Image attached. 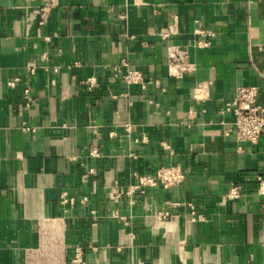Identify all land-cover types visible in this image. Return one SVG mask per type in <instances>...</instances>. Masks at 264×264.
Listing matches in <instances>:
<instances>
[{"label":"crops","instance_id":"crops-1","mask_svg":"<svg viewBox=\"0 0 264 264\" xmlns=\"http://www.w3.org/2000/svg\"><path fill=\"white\" fill-rule=\"evenodd\" d=\"M244 86L264 104V0H0V264H264V135L222 113Z\"/></svg>","mask_w":264,"mask_h":264},{"label":"built area","instance_id":"built-area-1","mask_svg":"<svg viewBox=\"0 0 264 264\" xmlns=\"http://www.w3.org/2000/svg\"><path fill=\"white\" fill-rule=\"evenodd\" d=\"M43 20L41 25H44L46 21V13L42 14ZM178 22V17H173L172 25L169 26L166 32H163V39H167L171 33L174 32L173 27ZM174 25V26H173ZM198 33L203 40L197 43L200 48L209 47L211 45V39L215 38L216 34L209 30H199ZM169 60L172 65L180 66L186 64L188 58V51L181 49L179 46L168 47ZM183 70L190 71L191 66H184ZM125 83L131 85L145 86L143 74L139 71H128L124 75ZM19 79H15L11 85L15 86ZM90 86H94V81H90ZM26 100H30L29 95L25 96ZM231 112L235 116L234 134L237 142L240 145V149L245 144L257 145L264 135V104L260 102V91L255 86L238 87L236 90L235 98L232 102L227 103L222 110V113ZM92 156L99 157L100 154L97 149H93ZM185 180V173L179 165H169L160 167L154 176L144 175L139 177V183L136 189L142 191L145 188L162 186L165 189L177 186L183 183ZM259 183L258 195L264 199V178L258 177ZM242 196V188L239 185L233 186L227 198L230 200L240 199ZM201 218L195 211L192 212V219ZM82 249L77 248L74 257V263H82Z\"/></svg>","mask_w":264,"mask_h":264}]
</instances>
